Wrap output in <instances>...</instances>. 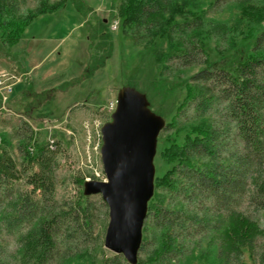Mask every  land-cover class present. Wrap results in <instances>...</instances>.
<instances>
[{
  "label": "trees",
  "instance_id": "obj_1",
  "mask_svg": "<svg viewBox=\"0 0 264 264\" xmlns=\"http://www.w3.org/2000/svg\"><path fill=\"white\" fill-rule=\"evenodd\" d=\"M199 1L110 0L109 4L121 19L123 31L147 37L145 49L154 56L162 76L173 68L201 66L187 80L158 78L144 90L134 80L127 85L144 93L157 115L172 113L161 133L174 131L157 145L168 169L154 179V194L142 229L145 231L147 224L156 230L157 247L145 262L137 264H171L172 258L182 252V234L188 226L212 235L203 248L214 254L212 264H264V246L259 252L255 250L258 241L264 245V226L257 218L264 212V28L256 34L249 30L264 21V0H213L211 6L228 4L235 5V9L227 23L209 26V34L205 30L209 22ZM68 7L80 20L93 10L84 0H57L52 5L26 10L21 0H0V39L13 46L39 13L57 11V17H61ZM57 17L41 22L54 27ZM87 23L88 46L94 53L84 67L81 77L85 78L105 66L113 48L108 21L102 19L92 26ZM229 28H241L240 32L247 28L251 41L245 48L239 46L211 59L204 39ZM178 93L182 94L181 100ZM42 94L31 93L35 99ZM159 99L177 101L174 111L162 107ZM49 100L46 97L45 103ZM189 117L196 123L180 131L177 126ZM12 131L18 140L20 162L11 145L3 140L0 235L15 238L18 264H72L87 259L96 244L94 208L103 210L106 216L107 205L101 198L93 201L92 196L83 195L86 177L79 171L71 177L74 195L58 202L56 172L68 156V144H38L30 124L22 117ZM89 178L94 179L92 175ZM169 197L181 203L193 202L199 208L202 201L206 206L202 214L191 215L172 207ZM211 242L214 247H210ZM147 244L148 239L142 240L139 252H146ZM0 264H12V257L1 248ZM99 264L128 263L122 256L113 255L103 257Z\"/></svg>",
  "mask_w": 264,
  "mask_h": 264
},
{
  "label": "rangeland",
  "instance_id": "obj_2",
  "mask_svg": "<svg viewBox=\"0 0 264 264\" xmlns=\"http://www.w3.org/2000/svg\"><path fill=\"white\" fill-rule=\"evenodd\" d=\"M56 2L57 0H21L24 10L36 9L42 4L52 5ZM84 2L93 8L84 20H80L71 7H68L67 12L61 17H57L59 15L57 11L39 13L32 27L25 31L17 44L7 46L0 39V72L15 74V78L10 80V83L14 84L12 92L10 94L3 92L7 99L4 100L0 93V143L3 140L8 142L17 161L20 162L16 151L18 140L14 137L12 129L22 117L30 124L34 131V140L38 144H48L51 141H62L68 144V156L65 161L60 162L61 167L56 172L58 202L72 197L76 192L71 183V177L77 171L81 172L86 180H105V177H102L100 159L102 141L99 129H91V139L88 143L85 125L91 126L95 120H98L101 125L110 121V115L116 108L118 91L122 87L133 80L136 81L140 90L146 89L153 80L158 78L187 80L201 67L173 68L162 76L154 56L145 49L148 43L147 37L142 33L136 35L134 31L128 33L123 31L121 19L116 16V10L110 8V0H84ZM199 2L209 22L205 27L207 34H209V28L215 23H227L235 9V5L228 4L211 6L213 0ZM47 17L59 18L54 20V27L52 23L41 22ZM102 19L105 22L108 21L112 28L109 27L113 35L112 53L106 60L105 66L95 71L93 76L81 77L89 57L94 53L88 46L90 25L87 22H91L92 26ZM111 24H116V27L113 28ZM261 28H264V21L255 24L249 30L251 34H256ZM241 30V28L236 30L229 28L224 33L218 31L212 36L208 35L204 43L208 47L210 58L217 59L221 55L231 53L239 46L245 48L244 45L252 38H247V28L240 32ZM92 42L95 44L97 41ZM165 47L166 45L163 47L164 51ZM70 81H72L71 84ZM45 91H50L49 95L43 96L42 93ZM31 93L42 95L38 99L33 96V99ZM177 96L181 100L182 94L178 93ZM46 97L51 100L45 103ZM159 103L173 112L177 101L171 103V101L159 99ZM111 107L114 109L110 113ZM168 114L162 117L165 123L172 117V113ZM195 123L196 121L189 117L182 120L177 127L182 131L186 126ZM173 133L174 131L167 134L160 133L157 145L164 137ZM96 143L97 155L92 153L88 162L85 149L88 144L91 148ZM154 167L155 177H160L168 169L158 151L154 157ZM94 171L100 173L101 178H89L90 175H94ZM156 192L160 195L165 194L160 190ZM98 198L101 197L92 196L93 201ZM168 202L175 209H183L191 215L202 214L206 206L202 201L198 204L201 205L200 208L193 202L181 203L175 197H169ZM257 218L264 226V212L258 214ZM93 219V237H96L94 251L90 252L87 259L74 261L72 264H99L103 257L114 255L103 246L109 220L108 213L105 216L103 210L94 208ZM144 227L146 229L142 232V240L148 239V244L146 252L138 253L137 259L141 262H145L150 252L157 247L156 230L153 231L147 224ZM183 233L182 252L178 257L172 258L171 264H212L214 254L203 250L204 244L210 241L212 235L192 226H188ZM211 243L210 247H214V243ZM263 246V242L258 241L255 250L259 252ZM0 248L12 257V264L19 263L15 259L19 252L13 236L0 235ZM245 260H247L246 255Z\"/></svg>",
  "mask_w": 264,
  "mask_h": 264
},
{
  "label": "water",
  "instance_id": "obj_3",
  "mask_svg": "<svg viewBox=\"0 0 264 264\" xmlns=\"http://www.w3.org/2000/svg\"><path fill=\"white\" fill-rule=\"evenodd\" d=\"M164 119L147 96L124 86L110 121L101 127L100 159L106 181L83 183L85 197L100 196L108 208L103 246L137 264L148 203L154 194V157Z\"/></svg>",
  "mask_w": 264,
  "mask_h": 264
},
{
  "label": "built area",
  "instance_id": "obj_4",
  "mask_svg": "<svg viewBox=\"0 0 264 264\" xmlns=\"http://www.w3.org/2000/svg\"><path fill=\"white\" fill-rule=\"evenodd\" d=\"M111 26L113 28L116 27V24H111ZM112 29V28H111ZM13 78H15V74H10V73H5V72H0V93L2 95V98L5 100L7 99V96L4 95L3 92L10 94L12 92V88L14 86L13 83H10V80H12ZM113 107H111L110 113L113 111ZM101 123L98 120H95L92 122V125L90 126L89 124L85 125V129H86V139L88 140V143L91 139V129H99V136H100V129H101ZM53 141L50 142V144ZM85 153L88 159V162H90V158H91V154L94 153L97 155V143L90 148L89 144L87 145L86 149H85ZM95 175V176H94ZM94 175L93 177H99V175H101L100 173L98 174L97 171H94Z\"/></svg>",
  "mask_w": 264,
  "mask_h": 264
},
{
  "label": "bare ground",
  "instance_id": "obj_5",
  "mask_svg": "<svg viewBox=\"0 0 264 264\" xmlns=\"http://www.w3.org/2000/svg\"><path fill=\"white\" fill-rule=\"evenodd\" d=\"M100 130H101V129H100ZM100 136H101V134H100ZM97 148H98V147H97ZM97 150H98V149H97ZM102 177H104L103 174H102ZM95 179H96V178H95ZM98 179H99V178H98Z\"/></svg>",
  "mask_w": 264,
  "mask_h": 264
},
{
  "label": "crops",
  "instance_id": "obj_6",
  "mask_svg": "<svg viewBox=\"0 0 264 264\" xmlns=\"http://www.w3.org/2000/svg\"><path fill=\"white\" fill-rule=\"evenodd\" d=\"M34 86V85H33ZM35 87V86H34Z\"/></svg>",
  "mask_w": 264,
  "mask_h": 264
}]
</instances>
